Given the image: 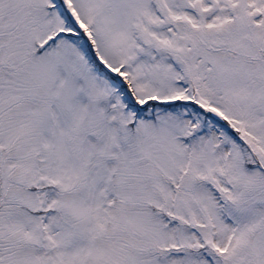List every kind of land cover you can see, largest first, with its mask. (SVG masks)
I'll list each match as a JSON object with an SVG mask.
<instances>
[{"label": "snow or ice", "instance_id": "snow-or-ice-1", "mask_svg": "<svg viewBox=\"0 0 264 264\" xmlns=\"http://www.w3.org/2000/svg\"><path fill=\"white\" fill-rule=\"evenodd\" d=\"M0 264H264V0H0Z\"/></svg>", "mask_w": 264, "mask_h": 264}]
</instances>
